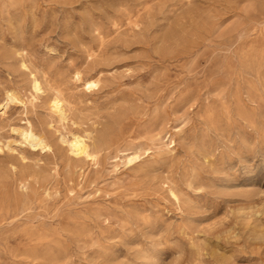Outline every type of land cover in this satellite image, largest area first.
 Returning <instances> with one entry per match:
<instances>
[{
  "label": "rangeland",
  "instance_id": "rangeland-1",
  "mask_svg": "<svg viewBox=\"0 0 264 264\" xmlns=\"http://www.w3.org/2000/svg\"><path fill=\"white\" fill-rule=\"evenodd\" d=\"M8 89L0 264H264V0H0Z\"/></svg>",
  "mask_w": 264,
  "mask_h": 264
},
{
  "label": "bare ground",
  "instance_id": "bare-ground-1",
  "mask_svg": "<svg viewBox=\"0 0 264 264\" xmlns=\"http://www.w3.org/2000/svg\"><path fill=\"white\" fill-rule=\"evenodd\" d=\"M73 77L77 82L82 83L85 86L84 88L87 90H92L93 88L98 86V81L88 78L80 70L75 71ZM33 84H34L33 86L35 87V89L39 90L41 88V83L38 79H35ZM5 96H6V103H4L5 105L0 104V107L2 108L4 107L6 108L11 102L21 105L24 108H26L28 105L27 100L23 99L20 95L15 93V91L13 90L8 89L6 91ZM50 105H51L50 107L53 110V112L58 114L57 115L58 117H61L62 119L67 117V114H66L67 109L65 108L66 104L63 102V97H61L59 93H55L54 95H52V97L50 98ZM19 133L21 134V137H22V143H25L27 146H33V147L34 146H44V147L48 146L45 136H43L41 133L36 131L33 128V126H30L29 128H26V129H20ZM70 146L77 155L82 154L85 150V146L79 138H75L73 142L70 143Z\"/></svg>",
  "mask_w": 264,
  "mask_h": 264
}]
</instances>
